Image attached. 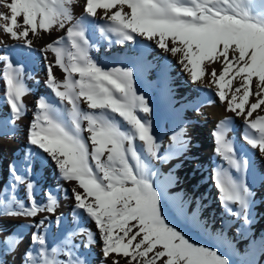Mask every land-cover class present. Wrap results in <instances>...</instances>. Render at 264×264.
<instances>
[{"label": "snow or ice", "instance_id": "obj_1", "mask_svg": "<svg viewBox=\"0 0 264 264\" xmlns=\"http://www.w3.org/2000/svg\"><path fill=\"white\" fill-rule=\"evenodd\" d=\"M76 2L0 0V8L6 9L0 11V30L21 47H32L30 33L35 37L41 30L68 26L66 36L41 50L55 55V65L47 64L45 85L61 107L44 96L38 98L29 145L56 166L60 179L75 182L71 188L73 213H82L95 223L102 262L230 264L217 250L193 242L167 220L162 193L153 182L156 173L151 161L163 160L171 153H160L162 142L153 130L152 109L137 91L133 69L105 68L93 59V43L84 21L85 17L95 19L98 9H103L100 19L105 23L98 31L104 38L111 41L114 37L121 44L143 38L163 53L178 57L177 63L191 83L208 88L214 84L227 109L244 117L243 140L264 153V115L253 118L264 106V7L255 8V0H86L85 16L77 19L72 10ZM259 3L264 5V0ZM0 60L6 63L0 79L12 113L10 122L15 124L26 115L23 98L30 89L22 66H15L7 56ZM206 62L220 63L222 70L218 73L212 68L208 73L211 83L203 85ZM54 66L65 74L63 80L53 74ZM253 96L254 102H250ZM230 123L221 120L217 125L215 152L239 176L217 170L215 186L226 209L250 224L254 193L246 179L249 161L238 156L228 136ZM185 131L172 134L169 149L187 145L181 138ZM31 155L29 152L22 165L27 175L19 174L15 165L10 167L13 180L0 190V216L35 218L44 211L55 213L59 201L51 191L46 203H37ZM20 184L26 187L27 204L17 197ZM60 191L67 194L69 190ZM48 219H41L39 227H45ZM62 219L56 217L55 223L59 225ZM190 221L198 222L195 213ZM75 237L86 241V246L97 243L96 234L83 228L67 233L52 247L47 244L46 232L33 233L31 239L38 248L26 252V264H88L76 251ZM18 243L19 238L9 241L12 248ZM60 255L66 258L57 259Z\"/></svg>", "mask_w": 264, "mask_h": 264}, {"label": "bare ground", "instance_id": "obj_2", "mask_svg": "<svg viewBox=\"0 0 264 264\" xmlns=\"http://www.w3.org/2000/svg\"><path fill=\"white\" fill-rule=\"evenodd\" d=\"M85 3L86 0H77L72 5L75 18L79 19L85 16ZM0 11H6V9L0 8ZM125 11L128 9L125 8ZM103 12V9H98L95 19L85 17L84 22L88 29V35L93 43L91 55L105 68L133 69L137 91L145 96L152 109L151 120L154 133L164 139V154L171 153L167 156L166 164L175 163L169 169L164 165L157 173V178L165 193L175 187L178 193L170 198L174 204H178L184 192H188L189 199L184 204L181 214L185 222H188L195 213L198 217L197 223L200 226L210 227L213 231H223L226 228L227 230L230 229L231 232V228L235 226L234 240L239 241L241 245L246 244V240H248L255 256H257L264 248V227L259 229L254 240L250 239L248 234L251 232L253 221L250 224H245L242 218H238L226 209L219 198L220 194L214 180V173L217 170L231 172L237 178L239 176L231 169L227 161L215 152L214 132L221 120L231 122L230 128L232 130L229 131L228 136L234 141L238 156L246 157L249 161L246 175L248 185L251 178L261 175V164L258 161H252L257 149L251 148L242 138L245 133L244 117H237L235 113L227 109V102H222L219 99L214 84L208 88L199 82L197 84L191 83L188 74L177 63L178 57L163 53L153 42L140 38L136 43L121 44L117 43L114 37L111 41L104 38L98 31V27L105 23L104 20L100 19ZM20 19L22 22V18ZM67 27L66 25L65 29L54 28L51 32L41 30L39 35L35 37L30 33V38L33 40L31 48L21 47L19 41L11 39L0 30V41L3 42L0 43V57H10L15 66H22L27 69L25 84L30 89L29 94L23 98L26 105V115L14 124L17 131L24 136L23 157H20L15 166L18 173L23 175L25 172L22 165L28 153L31 152V176L46 175L48 177L49 181L45 188V194L51 191L57 196L59 204L67 205L69 200L72 202L70 210L61 214L63 217L61 223L71 226L69 232L74 231V228L91 230L96 234V240H99L95 223L82 213H73L75 202L71 198V188L75 186V182H65L60 179L56 166L44 154L37 152L28 142L29 127L37 110L38 98L44 96L50 103L61 107L59 101L45 85L48 78L47 64L55 65V55L50 50L46 53L41 50L59 37L66 36ZM5 67L6 63L0 60V72ZM212 68H215L218 73L222 70L220 63L209 64L206 62L207 72L203 77V85L211 83V76L208 73L211 72ZM53 74L59 80H63L65 75L58 66L53 67ZM236 83L233 81V87L236 86ZM4 93V81L0 79V108L7 106L8 116L12 118L10 106L7 105L3 97ZM230 95L231 93H229ZM254 99V96L250 97V102H254ZM31 103L33 104L31 105ZM256 115H264V106L253 113V118ZM180 129L186 130L181 138L188 141L187 145L180 150L169 149L168 146L172 144L170 139L172 134ZM85 135L87 134L85 133ZM255 158H257L256 155ZM151 163L155 167L157 166L156 160L151 161ZM10 177L13 180L12 175ZM18 187L19 185L16 192ZM60 188L69 191L65 194L60 191ZM36 190L37 187L35 186L34 192ZM233 211H235V206H233ZM47 233L50 232L47 230ZM91 246L88 251L82 254L90 262L96 257V253L92 249L96 246ZM100 254L102 256V253ZM108 261L111 263L110 259Z\"/></svg>", "mask_w": 264, "mask_h": 264}, {"label": "rangeland", "instance_id": "obj_3", "mask_svg": "<svg viewBox=\"0 0 264 264\" xmlns=\"http://www.w3.org/2000/svg\"><path fill=\"white\" fill-rule=\"evenodd\" d=\"M254 7L259 9L264 7V5H261L259 0H255ZM23 69L26 75L27 69ZM32 104L33 103H31V105ZM11 119L12 118L8 116L7 106L0 108V190L4 189L5 186L11 183L12 179L10 177V167L17 164L20 157H23L22 154L24 151V136L21 132H18L15 125L10 122ZM157 137L158 140L162 142L160 153L163 156L164 139L159 136ZM255 155L257 158H255ZM253 160L258 161V163L261 164V175L251 178L249 182V186L254 193V207L251 212V221H253V226L251 232L248 234L249 238L252 240L256 238L259 229L264 227V153L257 149V152L252 157V161ZM167 161V157L163 160H156L157 168L151 163L153 170L156 173L153 177V182L156 186H158V190L162 193L164 205L163 211L167 220L171 221V223L176 226L178 230H182L193 242L203 244L206 247H211L226 258L227 256L221 248L215 246V243L212 245L209 243L213 237H219L225 240L229 244L230 248L240 255V264H264V248L257 256H255L254 250L250 247V242L248 240H246L247 242L244 245H241L239 241L234 240L233 235L235 234V226L231 228V232L229 231L230 229L227 230L226 228H224L223 231H213L210 227L205 225L200 226L198 223H192L190 220L185 222L182 219L181 214L184 204L189 199L188 192L185 191L179 203L174 204L170 197L177 195L178 190L173 187L165 193V190L157 178L158 171L163 168L164 165H166L168 169L175 165V163L166 164ZM23 175H26V173ZM36 177L37 176L35 175H33V177L31 176V180L35 182V186L37 187L35 197L37 203L43 204L47 201L45 188L48 185L49 180L46 175ZM16 194L19 199L24 200L27 204L26 187L24 184L19 185ZM69 201L67 205L58 203L55 213H48L47 211H44L39 213L35 218L25 216H0V264H26V252L29 250L35 252L38 248V245L33 244L31 239L33 233L38 231L46 232V240L49 247L56 245L62 239L66 238V234L71 231V226L63 225L62 223L57 225L55 223V219L56 217L61 216L62 213L70 210L72 202ZM44 217H49V219L46 221L45 227L40 228L39 221ZM47 230L50 233H47ZM76 230H78V228H74V231ZM16 238H19L18 245L15 248L10 247L9 241ZM73 243L77 245L76 251L81 258H84V255L82 256V254L92 247L86 246V241H82L79 237L73 238ZM94 245L96 247H93L92 249L95 251L96 257L91 262L87 261L88 264H111L109 261L102 262V256L100 254L101 244L99 240H97V243ZM56 258L63 260L66 257L64 255H60Z\"/></svg>", "mask_w": 264, "mask_h": 264}, {"label": "trees", "instance_id": "obj_4", "mask_svg": "<svg viewBox=\"0 0 264 264\" xmlns=\"http://www.w3.org/2000/svg\"><path fill=\"white\" fill-rule=\"evenodd\" d=\"M209 243L211 245L215 243V246L221 248V250L227 256V259L229 260L230 263L240 264L241 262L240 255L236 251H234L232 248H230L229 244L225 240L219 237H213L209 241Z\"/></svg>", "mask_w": 264, "mask_h": 264}]
</instances>
